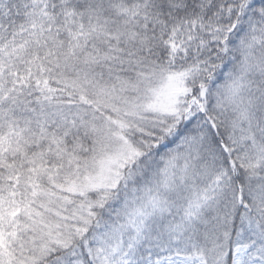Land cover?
<instances>
[{"label":"snow or ice","instance_id":"6c2138e0","mask_svg":"<svg viewBox=\"0 0 264 264\" xmlns=\"http://www.w3.org/2000/svg\"><path fill=\"white\" fill-rule=\"evenodd\" d=\"M0 264H264V0H0Z\"/></svg>","mask_w":264,"mask_h":264}]
</instances>
